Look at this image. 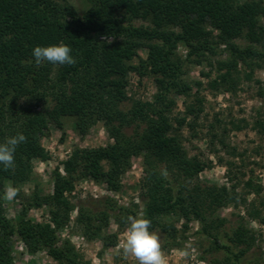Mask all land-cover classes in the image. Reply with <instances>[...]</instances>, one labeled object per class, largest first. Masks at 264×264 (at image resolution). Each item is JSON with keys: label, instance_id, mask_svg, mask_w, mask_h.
<instances>
[{"label": "trees", "instance_id": "obj_1", "mask_svg": "<svg viewBox=\"0 0 264 264\" xmlns=\"http://www.w3.org/2000/svg\"><path fill=\"white\" fill-rule=\"evenodd\" d=\"M261 17L263 0H92L82 15L66 0H0V143L18 133L26 137L16 149L13 166L0 164V264H12L15 236L31 253L46 250L59 264H81L68 240L58 244L57 232L74 209L66 193L85 179L119 192L133 157L144 160L142 210L111 203L110 209L98 213L79 208L77 221L87 240L101 238L104 248L117 244L115 235L102 237L112 211L121 227L130 217L148 218L151 231L166 233L175 243L174 225L163 221L173 216L185 221L184 230L198 222V234L225 255L223 264H244L253 245L250 231L243 223L231 233L223 231L226 219L217 215L222 208L246 202L238 191L240 184H201L199 176L208 164L188 155L179 133L185 126L195 130L204 111L203 97L195 94L184 117L176 120L177 128L171 115L176 97L193 90L185 79L186 64L200 65L207 55H216L220 45L227 57L215 63L217 75L208 81L210 90L235 94L241 65L249 70L244 74L247 81L253 79L256 66L264 68V50L256 47L264 48ZM241 37L250 45H238L235 40ZM61 41L72 48L73 65L35 64L34 47ZM180 45L187 50L185 59L177 55ZM141 48L148 51L146 59L138 55ZM135 58L137 65L132 63ZM132 72L140 77L150 74L157 91L152 101L132 100L124 108L130 100L126 89ZM67 117L74 118L80 136L102 122L111 143L75 148L62 163L64 174L55 168L53 193L36 203L49 207V222L26 220L24 208L13 224L4 214V184L30 181L33 161L51 158L41 140L51 125L60 126ZM256 126L264 130V121ZM244 187L248 195L261 193L250 179ZM247 214L253 220L261 217L254 206Z\"/></svg>", "mask_w": 264, "mask_h": 264}, {"label": "rangeland", "instance_id": "obj_2", "mask_svg": "<svg viewBox=\"0 0 264 264\" xmlns=\"http://www.w3.org/2000/svg\"><path fill=\"white\" fill-rule=\"evenodd\" d=\"M66 1L80 15L87 11L92 2V0ZM236 1L243 3L246 0ZM260 23L264 26V17L260 18ZM135 24L147 23L136 21ZM235 42L242 47L250 45L244 37L236 39ZM256 47L264 50L260 46ZM147 54L145 48L138 50V55L142 59H146ZM186 54L187 50L180 45L177 48V55L185 59ZM206 57L208 59L200 65L186 64L185 79L193 90L189 96L176 97L177 105L171 119L174 127L177 128L176 120L184 117L186 105L193 103L195 94L198 92L203 97L204 111L196 122L195 130L192 131L185 126L179 133L188 155L198 157L208 164L199 176L201 184L228 187L232 184H240L238 191L241 193V199H246V202L240 201L237 205L222 208L217 215L226 219L223 231L231 233L232 229L241 223L250 231L249 236L252 237L253 245L243 257V263L264 264V130L256 126L258 120L264 121V68L256 66L253 79L247 81L244 74L249 70L241 65L239 69L242 80L235 94L212 91L208 87V81L217 75L215 63L227 57L225 46L220 45L216 55ZM138 59L135 58L132 63L137 65ZM128 81L126 92L130 100L123 104L124 108L129 107L132 100L152 101L157 87L150 74L140 77L136 72H132ZM109 143L111 140L102 122L92 126L85 136L78 134L72 117L64 118L60 126L51 125L48 135L41 140L42 146L50 153L51 158L45 162L33 161V175L30 181L4 184L2 195L5 217L15 224L26 208V220L32 223L49 222V207L44 204L37 206L36 203H40L42 197L53 193L55 168L60 167L63 173L62 163L75 148L104 147ZM143 161V157L132 158L129 170L121 178L122 188L119 192H111L106 185L85 179L75 184L70 195L66 193L74 209L70 214L69 222L57 232L58 244L61 245L68 240L79 253L81 264H139L135 256H126L122 248L130 219L121 227L115 217L116 214L109 211L111 216L108 226L102 231V237L115 235L117 244L104 248L101 238L89 241L84 237L77 218L79 208L98 213L110 209V203L111 206L117 205L119 208H135L136 205L141 211L143 206L140 198V181L144 172ZM230 177L232 181L229 180ZM249 179L255 188H261L260 195H248L245 192L244 184L248 183ZM9 187L17 190L12 199L6 196ZM252 206L261 213L259 219L253 220L248 216L247 211ZM163 221L174 225L178 237L174 243L166 233L154 231L159 236L166 264L224 263L223 252L217 251L206 237L198 234L200 230L198 222L192 221L184 230L183 219L172 216L163 218ZM223 238L228 241L225 234ZM12 249V264H59L46 250L29 252L16 236L13 239Z\"/></svg>", "mask_w": 264, "mask_h": 264}, {"label": "clouds", "instance_id": "obj_3", "mask_svg": "<svg viewBox=\"0 0 264 264\" xmlns=\"http://www.w3.org/2000/svg\"><path fill=\"white\" fill-rule=\"evenodd\" d=\"M32 56L37 66L45 62L54 65H73L76 62L72 48L63 41L46 47L36 46L32 50ZM25 141V135L18 133L0 143V164L6 168L13 166L16 149ZM16 192V188L9 187L6 191L7 198L12 199ZM150 227L151 221L148 218L130 217V225L122 244L123 252L126 256H135L139 264H166L159 236Z\"/></svg>", "mask_w": 264, "mask_h": 264}]
</instances>
